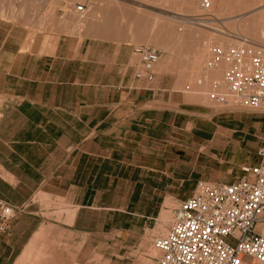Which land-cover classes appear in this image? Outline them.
<instances>
[{
    "label": "crops",
    "instance_id": "1",
    "mask_svg": "<svg viewBox=\"0 0 264 264\" xmlns=\"http://www.w3.org/2000/svg\"><path fill=\"white\" fill-rule=\"evenodd\" d=\"M27 3L0 17V201L17 210L0 264L43 253L48 264H132L125 237L197 182L231 184L252 166L236 180L205 173L235 150L236 131L180 91L196 72L190 53L159 51L153 80L135 78V1Z\"/></svg>",
    "mask_w": 264,
    "mask_h": 264
},
{
    "label": "built area",
    "instance_id": "2",
    "mask_svg": "<svg viewBox=\"0 0 264 264\" xmlns=\"http://www.w3.org/2000/svg\"><path fill=\"white\" fill-rule=\"evenodd\" d=\"M202 6L208 10L209 2ZM75 10L84 13L81 5ZM240 41L208 46L205 69L225 65L222 82H213L209 97L224 106L264 110V44ZM134 53L139 63L135 78L151 82L159 51L139 46ZM257 157L258 163L243 167V177L234 183L197 182L192 195L173 210L167 234L154 239L160 254L154 264H264V144ZM16 211L0 201V234Z\"/></svg>",
    "mask_w": 264,
    "mask_h": 264
},
{
    "label": "rangeland",
    "instance_id": "3",
    "mask_svg": "<svg viewBox=\"0 0 264 264\" xmlns=\"http://www.w3.org/2000/svg\"><path fill=\"white\" fill-rule=\"evenodd\" d=\"M14 1L15 0H0L1 18L4 17V12L12 11L9 6L13 5ZM133 1L137 3L136 5L140 6V38H142L138 47L150 46L160 51L161 55L164 53V51L170 52V54H173V56L174 54L190 53L192 59L191 63L193 64L196 72H198V67L195 62L205 49H207L205 51V58L201 61L199 68L201 73H203V71H206L205 62L208 58V43L217 44L219 46H231L232 44H235L237 42L240 43V40H246L253 44L264 43V39H262L264 38V21L260 19L259 21H257L261 15H264V3L260 4L258 0H254L255 2L253 0H225L224 9L226 8L228 13H226V11L224 13H221L220 9L215 6H212L215 7L213 11H211L210 6L209 10L203 9L201 5L203 3V0L199 3V5L196 4L198 0H192V3L195 4V7H197L194 11L192 9L193 7L190 6L191 1L184 0V5H179V11L181 12L179 14H176V11L169 8L171 3L167 1L165 3L161 1L154 2L153 0ZM236 2L238 3L235 4ZM242 3H244V6L242 5ZM27 4H30V0H28ZM256 4L258 6H256ZM82 6L84 9V13L82 14H78L75 10L77 6H74V14L77 25L79 27L81 26L87 15L85 6ZM67 7H64L63 10L67 11ZM48 10H51V8H48ZM187 11L191 13H187ZM188 15H193V17H185ZM238 15H244L243 19H237ZM202 18L212 19V21H208L210 24H208L206 28L201 26L200 22L197 20ZM254 18L255 20H253ZM185 20L189 21V23L185 24ZM246 22L248 23L246 24ZM252 25H256L257 27H254ZM216 31L221 33L215 34ZM210 34L215 35H213L214 38L211 39L210 42H208ZM152 35H155L156 37ZM148 40L157 41V43L161 44L162 47H157L155 43L148 42ZM190 73L192 75L195 74V72ZM195 77L197 78V81L194 80ZM198 78L200 81H198ZM191 81H196V84L191 83ZM213 82L215 81L210 80L206 84L205 80H203V77H197L194 75V77L190 81H188V83H186L180 91L183 92L187 99H193L199 104L217 111L220 118V124H230L229 126L225 127H231L232 129H235L236 132L234 133L233 137L234 143L236 145L235 150H233L232 154L218 157L215 161L209 162L208 160H210V158L207 159L204 164V171L205 173H213L214 171L216 172L214 175H217V172H220V177L226 176L232 180H236L242 177L241 168L243 166H253L258 162L256 152L258 148H260L264 144V110L251 112L241 109L233 105L232 103H230L229 105L227 104L226 106L215 103L209 97L214 92L212 86ZM203 85H205L204 89H208L206 92L207 94L204 93L206 89L202 91ZM222 92L224 91L221 90V93ZM203 98L206 101L203 100ZM182 120L186 121L187 117H184ZM220 161L222 162V164L220 163ZM212 165L215 167H212ZM212 168L214 169L211 170ZM228 170L229 173L226 172ZM170 216L171 217L169 219V222L167 223V225H165V231L163 230V232L155 231L157 225H159L160 223L158 218L157 221H149L146 225L147 228L145 231H141L138 235L124 238V246L129 247V257L132 260V264L155 263V260L159 257L160 254L154 248L153 241L154 239L162 238L167 234L168 228L170 227L172 222V213L170 214ZM41 256H44V259H46V253L41 254ZM44 259L42 260V264H48V258L46 260ZM32 263L34 264V262Z\"/></svg>",
    "mask_w": 264,
    "mask_h": 264
},
{
    "label": "bare ground",
    "instance_id": "4",
    "mask_svg": "<svg viewBox=\"0 0 264 264\" xmlns=\"http://www.w3.org/2000/svg\"><path fill=\"white\" fill-rule=\"evenodd\" d=\"M154 2L156 1V2H169V3H171L170 4V6H169V8H171V9H173L174 11H176L177 13L176 14H179V13H181L180 11H179V5L180 4H183L184 5V0H153ZM191 1V7H193L192 9L195 11V8H197V7H195V4H193L192 3V0H190ZM202 0H198L197 2H196V4L197 5H199V3L201 2ZM204 1V0H203ZM207 2H209V6L211 7V11H213L214 10V8L215 7H218V9H220V12L221 13H224L225 11H226V13H228V11H227V9L225 8L224 9V7H225V0H206ZM254 1V0H253ZM239 2V1H238ZM238 2H236L235 4H237ZM252 2V1H251ZM255 2V1H254ZM253 2V3H254ZM258 2L261 4V3H264V0H258ZM156 4V3H155ZM162 4V3H161ZM244 3H242V5H243ZM157 5H158V3H157ZM166 5V4H165ZM202 5V4H201ZM249 5V4H248ZM254 5V4H253ZM264 5V4H263ZM1 6H3V5H1ZM167 6V5H166ZM212 6H215V7H212ZM244 6V5H243ZM256 6H258L257 4H256ZM203 7V6H202ZM209 7V8H210ZM261 7H262V5H261ZM204 9V8H203ZM209 10V9H208ZM1 12V11H0ZM187 13H191V12H188L187 11ZM263 14V13H262ZM2 15V14H1ZM184 16V15H183ZM244 16V15H243ZM243 16H241V15H238V18L237 19H239V20H241V19H243ZM185 17H193V15H188V16H185ZM154 18V17H153ZM155 18H159V17H155ZM236 18V17H235ZM259 19L260 20H263L264 21V15H261L259 18H258V20L257 21H259ZM199 22H200V24H201V26H203V27H205L206 28V26L208 25V24H210L208 21H212V19H197ZM253 20H255V18L253 19ZM246 21V20H245ZM250 21V20H249ZM158 22V21H157ZM185 22V24H187V23H189V21H187V20H185L184 21ZM262 22V21H261ZM261 22H258V23H261ZM245 23V22H244ZM243 23V24H244ZM248 22H246V24H247ZM257 23V24H258ZM264 23V22H263ZM252 24H254V23H252ZM256 24V23H255ZM235 25V24H234ZM249 25V24H248ZM247 25V26H248ZM262 25V24H261ZM252 26H254V25H252ZM260 26V25H259ZM263 26H264V24H263ZM254 27H257L256 25L254 26ZM183 28V27H182ZM243 28H244V25H243ZM253 28V27H252ZM248 29V28H247ZM254 29V28H253ZM260 29V28H259ZM245 30V29H244ZM239 31V30H238ZM252 31V30H251ZM255 31V30H254ZM257 31V30H256ZM262 31V30H261ZM243 32V31H242ZM246 32H248V31H246ZM249 32H250V30H249ZM217 33H221V32H217L216 31V33L215 34H217ZM263 33V32H262ZM215 34H210V36H209V40H208V42H210V40L211 39H213L214 37H213V35H215ZM251 35V34H250ZM257 35V34H256ZM262 35V34H261ZM152 36H154V37H156L155 35H152ZM255 36V35H254ZM151 37V36H150ZM160 37V36H159ZM152 38V37H151ZM161 38V37H160ZM257 38V37H256ZM261 38H262V36H261ZM154 39V38H153ZM262 39H264V38H262ZM151 40V39H150ZM148 42H151V43H155V45L157 46V47H160V46H158L159 44L157 43V41H149L148 40ZM233 42V41H232ZM234 42H236V41H234ZM210 43H208L207 44V47H208V45H209ZM264 44V43H263ZM227 45V44H226ZM237 45H239V42H237V43H235V44H232L231 46H237ZM207 49H205V50H203V52L200 54V57L196 60V65H197V67H198V72H195V76H197V77H199V76H201V77H203V80H205V83L207 84L210 80H214V81H216V82H218V83H220L221 84V77H222V75H223V71L225 70V65L224 64H221V65H219L216 69H214V70H207L206 69V71H203V73H201V71H200V63H201V61L205 58V51H206ZM164 64V63H163ZM162 65V64H161ZM196 78V77H195ZM194 78V80H196L197 81V78L195 79ZM196 81H191V83H195ZM198 81H200L199 80V78H198ZM196 84V83H195ZM205 84V85H206ZM194 85V84H193ZM200 85V84H199ZM205 85H203V88H202V91L203 90H205V94H207L206 92H207V88H205L204 89V86ZM201 86V85H200ZM199 86V87H200ZM196 87V86H195ZM194 87V88H195ZM198 88V87H197ZM201 88V87H200ZM222 90H224V86H222V88H221ZM194 95V94H193ZM190 96H192V95H190ZM203 100H205L204 98H203ZM210 100V99H209ZM206 101V100H205ZM230 104V103H229ZM228 104V105H229ZM233 108V107H232ZM236 108V107H235ZM171 202V201H170ZM166 204V203H165ZM164 204V205H165ZM169 204V203H168ZM170 208V207H169ZM173 208V207H172ZM170 214H171V212H169V211H165V212H161V215H160V217H159V222H160V225H158L157 227H156V232L158 231V232H163V230H164V226L165 225H167V223L169 222V219H170ZM171 221V220H170ZM165 231V230H164ZM163 235V234H162ZM39 251V250H38ZM32 253V252H31ZM36 253H38V252H36ZM29 255V254H28ZM35 255V254H34ZM25 256H27V255H25ZM31 256H32V254L30 255V257L29 256H27V260L25 259V261H24V263L25 264H28L29 262V260H31V259H29L28 260V257L29 258H31ZM33 258V257H32ZM45 257L44 256H41V255H39V254H37L33 259H32V261L30 262L31 264H33L32 262H34V264H42L43 263V259H44ZM44 260H46V259H44ZM23 262V261H22Z\"/></svg>",
    "mask_w": 264,
    "mask_h": 264
}]
</instances>
